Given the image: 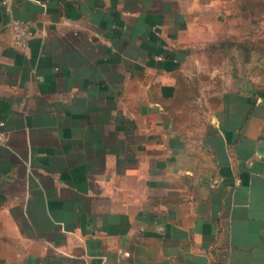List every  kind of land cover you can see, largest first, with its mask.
I'll use <instances>...</instances> for the list:
<instances>
[{
    "label": "crops",
    "instance_id": "1",
    "mask_svg": "<svg viewBox=\"0 0 264 264\" xmlns=\"http://www.w3.org/2000/svg\"><path fill=\"white\" fill-rule=\"evenodd\" d=\"M234 1L0 0V264H264V88L182 121Z\"/></svg>",
    "mask_w": 264,
    "mask_h": 264
},
{
    "label": "rangeland",
    "instance_id": "2",
    "mask_svg": "<svg viewBox=\"0 0 264 264\" xmlns=\"http://www.w3.org/2000/svg\"><path fill=\"white\" fill-rule=\"evenodd\" d=\"M182 78L185 92L195 99L189 100L190 109L201 112L183 114L186 124L209 122V109L218 107L225 90L264 88V0L230 4L214 33L193 52Z\"/></svg>",
    "mask_w": 264,
    "mask_h": 264
},
{
    "label": "built area",
    "instance_id": "3",
    "mask_svg": "<svg viewBox=\"0 0 264 264\" xmlns=\"http://www.w3.org/2000/svg\"><path fill=\"white\" fill-rule=\"evenodd\" d=\"M2 4L6 7L7 10H10L9 0H2ZM15 33L18 42L26 43L28 38L33 34L27 22L23 20H17L15 25ZM3 125V122L0 121V126ZM7 140L6 132L0 127V143H4Z\"/></svg>",
    "mask_w": 264,
    "mask_h": 264
}]
</instances>
